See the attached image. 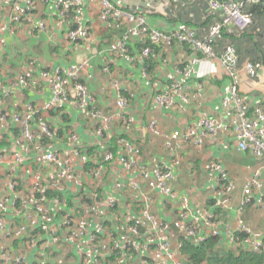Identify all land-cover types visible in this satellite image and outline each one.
Masks as SVG:
<instances>
[{"label":"crops","instance_id":"obj_1","mask_svg":"<svg viewBox=\"0 0 264 264\" xmlns=\"http://www.w3.org/2000/svg\"><path fill=\"white\" fill-rule=\"evenodd\" d=\"M111 1L140 15L149 28L162 32L190 29L197 38L203 40L209 26L213 24L207 0ZM181 3L184 6H181ZM35 7L32 24L36 25L42 21L45 23V30L36 32L32 26L13 29L8 25L10 6L0 0V27L4 28L3 39L6 44L0 66V96L3 95L4 110L9 113H22L27 108L34 109L36 114L33 117L32 129L37 130L38 120L41 119L55 133L52 142L41 139L44 151L57 152L63 158L71 155L72 148L67 144L69 131L77 135L78 142L85 151L90 150L89 155L94 163L99 161L109 148L116 150V143L120 138L128 140L140 150L138 169L151 168L153 160L159 165L162 162L169 164L171 158L176 156L180 163L174 169V178L171 181L175 193L172 200L160 195L157 190L147 189L145 183L137 179L138 169L130 173L115 172L121 175L118 180L127 186L129 180L133 179L140 183V191L136 193L141 198L136 199V202L131 193L127 192V186L124 194L117 196L121 213L136 215L143 202V193L151 199L150 207L159 220L171 226L167 236L174 248H179L181 232L173 223L180 215H184L185 222L191 225L195 210H201L204 221L197 224V232L200 236L217 238L218 250H238L239 244L236 243L234 234L243 233V226L261 234V250L264 252V212L257 205L258 200L264 198V159H255L249 151L237 150L236 140L230 129H216L199 147L187 142L179 153L167 151L163 144L164 136L173 132L188 133L196 128L204 116L227 123L222 110V100L229 97L232 84H236L239 95L247 103L250 116L254 114L255 108L264 102V20H256L255 24L243 31L235 25L223 29L215 45V58L204 60L201 59L202 55L198 54L201 61L195 66V72L184 78L181 70L194 56L187 43L178 44L174 41L170 45L148 44L150 53L144 58L141 55L142 42L139 38H134L128 43L126 56L122 57L115 50L116 29L107 28L100 21L99 5L85 4L81 24L86 28L88 36L77 41L67 38V33L75 26L72 13L63 14L60 10L41 3ZM227 45L235 48L238 57L237 72L233 76L220 64V56ZM31 62L35 76H40L44 71L54 73L86 62L82 71V82L94 96L95 107L105 115L115 117L102 137L94 134V127L86 112L76 108L72 102L46 111L44 106L53 96L47 82L38 80V84L24 89L14 85L16 76L22 74ZM247 62L258 66L257 74L253 78H250L245 70ZM175 85L180 88L174 90ZM169 92L174 106L170 109L160 108L155 103V97ZM119 95L130 102L128 108L117 117L115 99ZM12 134L16 137L19 134L14 124L0 128V198H8V207L4 214L5 232L0 231V251L5 252L18 250L17 242L12 241L8 235L17 225L25 226L28 236L49 238L38 229L31 230L32 223L38 226L40 222L36 216H30L33 212L32 206L21 208L20 203L37 179L48 184L55 171V166H42V153L35 151L32 145L27 149L26 143L16 146ZM15 151L22 153L23 161L20 167L13 168L11 162ZM210 162H218L235 186L226 208L215 206V184L204 170V165ZM256 172L260 173L262 186L252 192L250 203L240 209L242 189ZM80 176L79 185L62 183L60 190L56 192L57 198L77 197L84 201V195L89 192L87 184L92 178L88 173ZM11 182L15 184L14 191L9 189ZM109 185L110 179L106 176L101 191L112 195ZM47 202L54 223L58 225L69 206L65 203L56 204L51 199ZM1 217L3 214L0 213ZM108 220L111 222V225H107L109 229L118 233L120 222L112 216V211ZM207 221L210 224L206 223ZM214 227L218 231L216 236L212 235ZM58 229L64 234L62 228ZM246 245L247 248L251 247L249 243ZM38 250L39 246L32 249L28 255L29 262L35 259ZM154 251V247L149 248V258ZM153 256L156 257V254ZM177 257L182 264H191L188 263L187 257L181 254ZM54 258L57 264L81 263L78 246L70 244L58 247ZM101 264L112 263L103 261Z\"/></svg>","mask_w":264,"mask_h":264},{"label":"built area","instance_id":"obj_2","mask_svg":"<svg viewBox=\"0 0 264 264\" xmlns=\"http://www.w3.org/2000/svg\"><path fill=\"white\" fill-rule=\"evenodd\" d=\"M258 0H207V5L213 19V24L208 28L206 37L201 40L196 37L190 29H180L175 32H162L149 28L144 19L135 12L128 11L111 0H2L10 6L8 25L13 29L17 27L32 26L36 32L45 30V23L40 21L36 25L32 24L33 9L38 3L52 6L60 10L63 14H73L75 26L67 33V38L77 41L79 38L85 39L88 36L86 28L81 24V16L85 9V4L89 6L99 5V19L107 28L119 29L125 27V31L115 38V50L122 57L127 54L128 43L134 38H139L142 45H170L174 41L178 44L187 43L190 45L194 54L184 65L181 73L184 78L190 77L195 72V66L201 59L210 60L215 58V45L219 34L225 28L232 25L240 30H246L252 24V15L245 11L246 6L255 4ZM181 6H184L181 3ZM4 28L0 27V66L3 62L5 40L3 39ZM149 46H143L141 55L145 58L149 55ZM201 54L200 59L197 55ZM238 57L235 48L227 45L220 56V64L230 76L237 72ZM86 62H80L67 69L57 70L54 73L41 72L40 76L33 74V62L28 63V68L15 78L14 85L18 88H28L38 84V80L47 82L52 91L51 101L44 106L46 111L54 110L64 104L72 102L76 108L86 112L89 121L94 127V134L100 137L109 129L114 121L113 115H105L100 109L95 107L94 96H92L82 82V71ZM245 70L250 78L257 74L258 66L247 62ZM179 85L174 86L178 90ZM3 96V95H2ZM0 96V128L14 124L18 129V137L12 134L16 146L25 148L30 145L37 152H41L40 162L45 168L55 166V171L51 176L50 182L37 179L27 196L21 201V208L33 207L30 216H36L40 225L32 223L31 229H39L41 234L49 236L42 239L37 236L26 235V227L17 225L8 233L12 241L17 242V251H0V264H57L54 262V254L58 247L65 244L78 246L81 253L80 264H101L103 261H111L112 264H182L178 260V248H174L168 239V232L171 226L159 220L150 207L149 196L143 195V202L137 210L136 215L122 214L118 204L117 196L123 195L127 185L118 179L121 175L115 173L125 171L130 173L138 169L140 163V150L124 138H120L116 143V150L108 149L102 154V158L94 163L86 151L78 142V137L72 131L68 132L67 144L72 148L71 155L63 158L59 153L44 151L41 139L53 140L55 133L43 120H38L37 130L32 129L33 117L36 114L34 109L27 108L22 113H9L3 108L4 99ZM129 100L121 95L115 99L117 117L121 112L128 108ZM155 103L164 109L174 106L171 93H162L155 97ZM222 110L227 118V123H221L216 119L204 116L195 129L188 133L173 132L171 135L164 136V148L167 151L178 152L183 146L190 142L199 147L203 140L214 134L216 129H230L235 137L237 150L249 151L255 159H264V102L259 104L252 116L249 115V107L244 99L239 95L236 84H232L229 89V97L222 100ZM93 133V132H92ZM40 142V143H39ZM52 142V141H51ZM49 147V144L47 145ZM23 155L19 151L12 154L11 167L22 165ZM92 165L88 166V162ZM153 160L151 168H139L137 179L145 183L147 189L157 190L162 196L169 199L175 198V193L171 187L174 178V169L178 167L180 160L172 157L169 164H156ZM204 170L209 179L215 184L213 187L216 198L215 206L226 208L230 199L231 192L235 189L233 182L229 179L227 172L218 162H210L204 165ZM114 174H111L113 173ZM92 178L88 182L89 192L84 195L89 199L97 198L93 204H86L81 198H71L69 209L61 218L58 225L54 223L52 213L47 208L48 200L45 190L49 189L58 192L61 184L69 182L73 185L81 183V174H87ZM110 179L112 195L104 194L101 189L104 185L105 177ZM137 179L129 180L127 192H130L133 200H139L141 196L136 192L140 191V183ZM52 180V181H51ZM262 186L260 173L256 172L242 189V200L240 209L249 204L252 192L259 190ZM15 184L11 182L9 189L14 191ZM136 193V194H134ZM148 194V193H147ZM54 203L67 204V200L62 198H52ZM8 198H0V231L5 232L4 214L7 210ZM257 205L264 212V198L259 199ZM112 216L119 221L121 232H126L124 236L115 237L111 229L107 226V220L111 210ZM123 210V209H122ZM186 216L180 215L173 226L181 232L184 240L198 245L206 237L200 236L196 226L199 221H204V214L201 210H195L191 225L185 222ZM210 224V222H206ZM37 226V227H36ZM58 228H62V234ZM246 238L242 242L246 247L250 244L253 252L262 251V237L258 232H252L241 226ZM241 231V230H240ZM212 235H218L214 227ZM85 239V242H84ZM35 246L39 250L32 262L28 261V255ZM154 247L156 257L149 258V248ZM82 248V249H81ZM115 254L114 260L111 256ZM60 264V263H59Z\"/></svg>","mask_w":264,"mask_h":264},{"label":"trees","instance_id":"obj_3","mask_svg":"<svg viewBox=\"0 0 264 264\" xmlns=\"http://www.w3.org/2000/svg\"><path fill=\"white\" fill-rule=\"evenodd\" d=\"M244 10L252 15V24H255L256 20L260 18L264 20V0H258L255 4L251 6H246ZM210 15L213 17V19H215V17L212 14ZM124 31H125V27L116 29L114 31L115 37L120 36L121 34L124 33ZM148 44L149 43H146L143 46H148ZM86 151L89 158L92 159L91 158L92 156L89 155L90 150L87 149ZM91 165H92V161L88 162L87 167ZM45 195L47 199H52L50 197L58 196V194L55 191L49 189L45 190ZM61 198L63 197L61 196ZM71 198L72 197L65 199L67 200V205L71 204L70 201ZM96 199L97 198L89 199L87 196H85L84 203L93 204V202H95ZM116 210L117 209L111 211L115 212ZM108 224L111 225V222L109 220H107V225ZM31 230H35V229H31ZM125 234L126 232H121V229H118V233L114 234V236L119 238L121 236H124ZM245 238L246 235L244 233L242 232L235 233L234 239L236 240V243L239 244L238 250L233 252L232 251L223 252L217 249L216 246L218 245V240L215 237L212 236L206 237V239L201 244L195 245L188 240H184L183 236H181L179 239L178 251L179 254L187 257L188 263L191 264H264V252L263 251L253 252L250 249H248L244 244H241ZM114 258H115V254L111 256L112 260H114Z\"/></svg>","mask_w":264,"mask_h":264}]
</instances>
